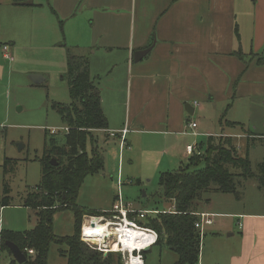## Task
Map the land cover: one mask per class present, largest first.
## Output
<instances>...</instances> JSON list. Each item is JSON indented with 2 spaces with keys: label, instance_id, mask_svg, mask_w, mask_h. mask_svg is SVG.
Wrapping results in <instances>:
<instances>
[{
  "label": "crops",
  "instance_id": "obj_1",
  "mask_svg": "<svg viewBox=\"0 0 264 264\" xmlns=\"http://www.w3.org/2000/svg\"><path fill=\"white\" fill-rule=\"evenodd\" d=\"M2 10L18 25L16 34L38 41L45 36L43 43L52 49L65 47L66 53L88 59L107 119V128L92 133L103 132L116 143L127 129L126 147L120 146L117 155L95 144L103 154V169L107 156L113 159L108 169L112 186L115 169L117 183L140 179L133 166L142 160L141 152H156L144 160L158 175L180 166L191 155L187 146L199 153L195 137H230L243 157H249V146L264 144V0H0ZM4 39L12 47L7 45L8 51L20 48L13 29ZM143 50L136 61L134 54ZM1 59L0 82L6 67ZM98 64L119 65L125 88L117 91L116 77L104 82ZM209 108L212 116L224 109L223 121L214 126L212 118L210 125ZM159 146L171 154L159 153ZM257 166L259 173L252 170L251 178L256 183L244 193L264 189V160ZM221 194L198 210L214 216L204 226L197 264H264V201L246 209L241 191L239 198ZM117 196L108 203L91 202L92 211L111 210ZM125 202L135 209L168 210Z\"/></svg>",
  "mask_w": 264,
  "mask_h": 264
},
{
  "label": "rangeland",
  "instance_id": "obj_2",
  "mask_svg": "<svg viewBox=\"0 0 264 264\" xmlns=\"http://www.w3.org/2000/svg\"><path fill=\"white\" fill-rule=\"evenodd\" d=\"M0 25V43L2 44L0 45V57L2 59H0L4 66L6 65L5 73L0 82V206L3 196L9 195L11 199L9 205L0 209V230L22 233L31 230L37 222L38 209L23 204L28 191L33 190L40 181L41 163L39 158L44 152V146L49 145L51 140L57 145L64 142V122L53 105L55 102L70 104L72 101L67 80V65H65L68 50L66 53L64 46V48H60L62 49L60 51L52 49L51 45L43 43L46 40L45 36L38 41L16 34L19 33L18 25L11 16L5 15L3 10L0 11ZM23 27L25 26L22 25L21 28ZM10 29H13L21 45L16 52L13 49L7 50L9 59H6L2 56L4 52L2 46L5 44L10 47V42L4 39ZM86 54L89 55L87 51ZM96 57H98L97 54ZM105 67L98 64V68L105 72L104 76L100 74V78L106 82V79L116 77L118 82L116 86L119 88L117 91L125 88V73L121 72V67L119 65L106 67L107 69ZM89 73L93 79L94 71L89 70ZM33 74L43 77L44 80L42 82L33 81L30 77ZM102 86L104 87V84ZM116 96L118 100L121 99L119 92H116ZM125 101L123 108L128 114L127 97ZM223 114L224 109L220 110L219 113L214 110L212 116V110L209 108L205 115L209 123L213 118L212 121L215 126L216 122L219 123V119L223 121ZM116 118L118 119L119 116L116 115ZM51 129L55 132L51 133ZM217 130L221 131L220 125ZM226 138L225 136H212L211 145L215 146L222 143L226 145ZM93 139V144H97L105 153L109 150L111 157L114 152L117 155L122 148L126 147L124 145L120 148V140L114 143V138L105 136L103 132L93 133ZM206 139L207 137H195L197 145L201 146L202 150L205 148ZM89 149L90 142L87 145V150ZM157 149L160 153L163 147L159 146ZM163 150L171 154L170 148L164 146ZM248 150L252 170L259 173L257 164L264 160V144H256V148L249 146ZM241 151L244 155V151ZM236 153L238 154L237 150ZM141 155L142 160L133 166L135 170L141 172L140 179L138 181L131 179L132 182H129L128 179L122 178L120 186L116 181L117 169H115L112 179L113 186L111 184L109 176L113 173L108 169L112 167L113 159H109L107 156V166L104 169L94 174H88L84 178L77 196V205L92 211L91 202L108 203L114 196L120 194L123 201H130L135 206L168 209L167 212L173 210V201L165 199L162 194L157 169L149 171L144 160L151 155H156V152H141L137 156L141 157ZM5 159L12 160L8 163L6 170L4 169ZM187 159L182 163L185 164ZM202 165L203 163L199 164L198 167ZM115 167L116 163L114 164ZM176 167L177 165L170 167V169L167 168L173 170ZM145 172H148V175L144 174ZM251 183H256V180L251 178L240 180L237 186L246 195L245 202L242 204L246 209L258 208L256 203L264 201V189L258 191L257 194L247 188L244 193L246 187H250ZM214 195L222 194L213 191L203 194L204 197L211 198H215ZM199 209H207L203 200L199 202ZM102 215L107 216L106 213ZM52 227L55 235L72 234L74 228L72 210L66 208L57 211L53 215ZM60 249H64V246H59L56 243L49 245L48 264H64L66 262V258L60 255ZM145 251L143 252L144 264H174L176 259V253L166 245H154ZM12 259V254L6 249H2L0 245V264H13Z\"/></svg>",
  "mask_w": 264,
  "mask_h": 264
},
{
  "label": "trees",
  "instance_id": "obj_3",
  "mask_svg": "<svg viewBox=\"0 0 264 264\" xmlns=\"http://www.w3.org/2000/svg\"><path fill=\"white\" fill-rule=\"evenodd\" d=\"M67 77L71 103L55 102L53 107L60 115L68 131L64 143L53 140L44 146L39 158L41 178L39 183L25 196L24 206L38 209L35 226L25 232L0 230L1 248L10 252L6 241L15 243L25 254L26 260L13 264H48L47 252L51 243L64 246L60 255L64 264H122L119 252L93 250L80 240V226L85 214L102 215L100 211H89L77 205V196L84 178L103 169L104 158L93 144V130L107 128V119L101 108L100 92L89 73V61L84 56L67 53ZM212 136L207 137L204 150L192 152L185 164L176 169L161 172L159 184L165 199L173 201V210L160 211L148 217L147 226L158 232L157 244H164L177 256L174 264H197L200 249L199 232L195 228L199 202H209L205 192L213 191L240 197V180L253 178L247 156H239L230 137L226 145H211ZM88 142L90 149L87 150ZM55 158L56 165L50 160ZM12 161L5 159L4 169ZM203 163L201 167L199 164ZM9 195L3 196L1 206L10 204ZM69 208L74 214V228L70 235L53 233V215ZM27 249H33L29 254ZM11 253V252H10Z\"/></svg>",
  "mask_w": 264,
  "mask_h": 264
},
{
  "label": "built area",
  "instance_id": "obj_4",
  "mask_svg": "<svg viewBox=\"0 0 264 264\" xmlns=\"http://www.w3.org/2000/svg\"><path fill=\"white\" fill-rule=\"evenodd\" d=\"M3 56L9 59L7 53L8 46L3 45ZM195 127V123H190ZM68 131V127L64 128ZM51 133L55 131L51 129ZM127 129L121 130L120 146L125 145L124 135ZM193 147L187 146L188 154H191ZM121 180H118L120 186ZM1 209V207H0ZM160 211L151 209H135L129 203L123 201L120 194L115 199L111 210L105 212L107 216L85 214L82 217L80 226V240L89 248L107 254L109 252H119L122 264H144L143 252L157 244L158 232L147 226L148 217ZM198 221L195 228L199 232L200 240L204 235V226L213 222V214L196 212ZM29 254H33V249H27Z\"/></svg>",
  "mask_w": 264,
  "mask_h": 264
},
{
  "label": "water",
  "instance_id": "obj_5",
  "mask_svg": "<svg viewBox=\"0 0 264 264\" xmlns=\"http://www.w3.org/2000/svg\"><path fill=\"white\" fill-rule=\"evenodd\" d=\"M147 51L143 50V51H139V52H136L134 55V59L137 61L139 60ZM31 79L35 82H40L43 77L37 75V74H33V75H30ZM189 104H187L185 107L187 109ZM191 112V110H190ZM50 164L51 165H56L57 164V161L55 160V158H52L50 160ZM6 246L9 248L14 260L17 262V263H23L25 260H26V257H25V254L22 252V250L13 242L11 241H6L5 242ZM147 250V249H146Z\"/></svg>",
  "mask_w": 264,
  "mask_h": 264
}]
</instances>
